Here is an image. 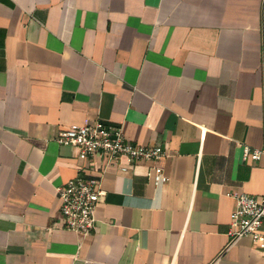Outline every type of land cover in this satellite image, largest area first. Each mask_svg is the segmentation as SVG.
I'll use <instances>...</instances> for the list:
<instances>
[{
    "label": "crops",
    "instance_id": "1",
    "mask_svg": "<svg viewBox=\"0 0 264 264\" xmlns=\"http://www.w3.org/2000/svg\"><path fill=\"white\" fill-rule=\"evenodd\" d=\"M95 120L162 146L168 180L108 164L81 235L57 187L105 159L55 137ZM245 145L264 148V0H0V264H264L229 236L228 193L264 195Z\"/></svg>",
    "mask_w": 264,
    "mask_h": 264
},
{
    "label": "built area",
    "instance_id": "2",
    "mask_svg": "<svg viewBox=\"0 0 264 264\" xmlns=\"http://www.w3.org/2000/svg\"><path fill=\"white\" fill-rule=\"evenodd\" d=\"M121 125L95 120L84 124L73 123L70 127L58 132L55 140L59 144H71L79 149L78 159L87 162L101 155L105 165L92 168L90 176L78 174L66 184L57 187L60 199L61 217L58 226L81 235L90 234L96 229L95 211L104 192L101 189V179L105 167L112 162H119L125 157L130 164L139 161H151L147 175L156 185L168 180L157 161L165 155L162 146H146L135 144L125 136ZM243 157L253 161L264 160V148H253L245 145ZM82 167V166H81ZM126 167H123V169ZM236 201V207L231 214L230 242L243 236H250L254 243H260L264 252V195L258 197L246 192L228 193Z\"/></svg>",
    "mask_w": 264,
    "mask_h": 264
}]
</instances>
